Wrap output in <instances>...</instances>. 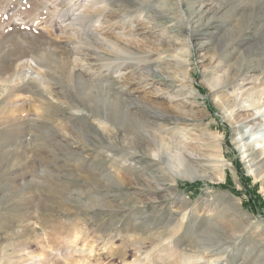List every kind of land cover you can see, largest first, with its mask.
Wrapping results in <instances>:
<instances>
[{
  "label": "rangeland",
  "instance_id": "374dc122",
  "mask_svg": "<svg viewBox=\"0 0 264 264\" xmlns=\"http://www.w3.org/2000/svg\"><path fill=\"white\" fill-rule=\"evenodd\" d=\"M181 2L0 0V264H264V0Z\"/></svg>",
  "mask_w": 264,
  "mask_h": 264
},
{
  "label": "bare ground",
  "instance_id": "6f19581e",
  "mask_svg": "<svg viewBox=\"0 0 264 264\" xmlns=\"http://www.w3.org/2000/svg\"><path fill=\"white\" fill-rule=\"evenodd\" d=\"M180 2H181V0H180ZM162 3V5L160 6H158L160 9H165V8H169V7H167L166 5H167V3H165V2H161ZM182 3V2H181ZM180 3V4H181ZM169 5V4H168ZM189 5V4H188ZM190 5H191V3H190ZM152 6V5H151ZM199 7L198 8H196L194 5H192L191 6V14L190 13H188V14H190V15H186V22H187V25L189 26V28L192 30V33H194V34H196V31H195V26L197 25V23L199 24V22H198V20L199 19H202V18H200V16H202V15H204V11H203V8H202V2H200L199 3V5H198ZM156 7V6H155ZM170 9V8H169ZM188 9L190 10V8L188 7ZM171 10V9H170ZM217 10V9H216ZM178 15V14H177ZM199 18V19H196V18ZM196 19V20H195ZM199 21H201V20H199ZM192 24H196L194 27H193V25ZM198 32V31H197ZM193 34V35H194ZM37 62H39V60L37 61ZM262 71V70H261ZM102 82V81H101ZM99 83H100V81H99ZM216 83H217V81H212V82H209V86L210 87H215L216 86ZM102 84H106V87H104V88H102L100 85H96V89H98L99 91H101V92H103V94H105L106 96H107V100H111V102L113 103V104H115V105H119L121 108H122V110H123V113H124V115L129 119V118H131V119H133L134 121H136L138 124H141V125H148V122L146 121V119H145V115L142 113V110H141V108H140V105H138V104H136L135 105V103H129L126 99H121L120 97H118L117 96V94L116 93H113V91H112V89H111V87H112V83H109V82H107V81H103L102 82ZM103 86V85H102ZM103 97L101 96V94H99V93H95L94 94V99H93V101L95 102V105L97 106V107H99V110H102V109H104L105 110V112H106V118H111L112 116H113V114H114V110L112 109V107L110 106H101V100L100 99H102ZM148 111L149 112H151V113H153V114H156V116L157 117H160V118H162L161 116V114H158V113H155L154 111H152V110H150V109H148ZM117 115V114H116ZM83 120H85L86 122H88L89 120H88V118H83ZM85 125H86V123H85ZM75 126V125H74ZM87 126V125H86ZM91 127V126H90ZM103 130V129H102ZM95 134H96V136L99 138V139H101L100 138V136L98 135V133L97 132H94ZM107 133V132H106ZM253 134V136L256 138V141L257 142H259V143H261V145H263L264 144V132H261V131H256V132H254V133H252ZM252 136V137H253ZM84 138H85V140H90V138H89V135H86V134H84V136H83ZM69 150L68 148H63V150L65 151V150ZM243 150V149H242ZM82 151V150H81ZM159 151V150H158ZM157 151V152H158ZM160 151H162V150H160ZM83 152V151H82ZM247 152H249L250 153V151H247ZM246 152V153H247ZM253 153H250V154H245V152H243L242 153V160H243V162L244 163H249V161H255L256 159H257V157H259L258 155H261L262 153H264V150L263 151H261V153L260 154H255L254 153V151H252ZM68 153V152H67ZM67 153H65V155L68 157V156H72V157H70L71 159H70V161H72V163H75V165L76 166H78V167H82V164H87V161H86V159L85 158H83V157H81V158H75V155H74V153L73 154H71L70 152L67 154ZM161 155V154H160ZM165 155V154H164ZM66 156H64V157H66ZM162 157H164L163 155H162ZM165 158H166V155H165ZM178 158V157H177ZM177 158L175 159V158H173V160L171 159H169L170 161H168L167 163H170V164H168V165H170L171 166V169L173 168L174 170L175 169H177L178 170V172H180L181 174H188V175H190L191 177H190V180L192 181V180H195L196 178H198L199 176H197V168L195 169V167L194 168H192L191 166H190V164H189V162H188V160H185L184 159V161L183 160H177ZM162 160H164L165 161V159L164 158H162ZM74 161V162H73ZM81 162V163H80ZM103 162H107V158H104L103 159ZM191 163V162H190ZM95 164H98V163H96V162H91V165H90V167H93V169H94V171L95 172H98L99 173V175L100 176H102V178H104V179H112V173L109 171V168H103V167H97ZM219 164V163H218ZM259 166H258V171L257 172H259V174L258 175H254V171L252 172V170L250 171V173L254 176V178L255 179H257V177H261L262 176V173H263V175H264V161H261V162H258L257 163ZM73 165V164H72ZM170 166H168V167H170ZM220 166V165H219ZM223 166H224V164H223ZM249 166V165H248ZM216 168H217V166H215ZM221 167V166H220ZM225 167V166H224ZM224 167H221L220 168V173L221 174H223V171H224ZM181 168V169H180ZM215 168V169H216ZM249 168H250V166H249ZM256 168H257V166H256ZM199 170V169H198ZM217 171H218V168L216 169ZM205 174V173H204ZM225 176V175H224ZM223 175H220V178H219V180H223V177H224ZM218 178V177H217ZM189 180V179H188ZM100 184V183H99ZM214 246H212L211 247V249L213 248ZM214 249V248H213ZM216 249H217V246H216ZM225 250V249H224ZM220 251V250H219ZM251 251V250H250ZM224 252V251H223ZM222 252V253H223ZM219 254H221V253H219Z\"/></svg>",
  "mask_w": 264,
  "mask_h": 264
}]
</instances>
